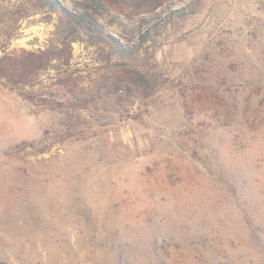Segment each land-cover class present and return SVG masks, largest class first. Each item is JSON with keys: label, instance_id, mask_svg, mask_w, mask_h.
<instances>
[{"label": "rangeland", "instance_id": "obj_1", "mask_svg": "<svg viewBox=\"0 0 264 264\" xmlns=\"http://www.w3.org/2000/svg\"><path fill=\"white\" fill-rule=\"evenodd\" d=\"M58 1L123 44L194 13L138 54L145 95L93 103L109 45L61 49L57 13L0 0V263L264 264V0Z\"/></svg>", "mask_w": 264, "mask_h": 264}, {"label": "trees", "instance_id": "obj_2", "mask_svg": "<svg viewBox=\"0 0 264 264\" xmlns=\"http://www.w3.org/2000/svg\"><path fill=\"white\" fill-rule=\"evenodd\" d=\"M41 7L48 9L49 12H55L58 16L57 38L63 47H69L70 44L80 37L86 38L91 43L100 42L102 44L109 45L110 51L115 55L117 66L120 67L114 77H111L106 82L96 89L91 102L102 99L106 95L117 94L124 90L129 92L135 90L143 95L146 89L150 88V83L146 79L145 75L138 72L136 66H139L136 61L140 51H143V46L146 42L150 41L152 37L159 34L162 29H165L173 24H177L179 21L184 20L186 17L194 13L193 4L189 3L187 6L170 10L168 14L162 17L158 22L154 23L143 33H141L135 42L132 44H123L116 38L105 33L103 27L97 22V20L89 13H75L62 6L58 0H33ZM123 1V0H116ZM129 1V0H124ZM145 2H153L157 0H139ZM101 5L98 2H94L92 9H100ZM42 53L41 56H36L32 53H22V56L16 61V65L25 71L26 74L32 73V69H39L45 67L47 63L57 55L58 60L61 59L62 51H57L56 48L49 49ZM146 55L155 58V51L148 52ZM25 54V55H24ZM148 60V57H146ZM143 64V63H142ZM32 68V69H31ZM29 69V70H28ZM25 74V75H26ZM109 80V83H107ZM22 82L26 83L25 78H22ZM145 95V94H144ZM85 105V102H82ZM83 105V106H84ZM73 127H68L67 136H63V139L73 137L75 133L70 132ZM63 135V134H62ZM62 139V138H60ZM3 264V263H2Z\"/></svg>", "mask_w": 264, "mask_h": 264}, {"label": "water", "instance_id": "obj_3", "mask_svg": "<svg viewBox=\"0 0 264 264\" xmlns=\"http://www.w3.org/2000/svg\"><path fill=\"white\" fill-rule=\"evenodd\" d=\"M0 264H2V263H0Z\"/></svg>", "mask_w": 264, "mask_h": 264}]
</instances>
